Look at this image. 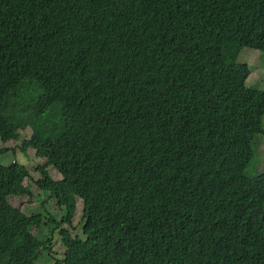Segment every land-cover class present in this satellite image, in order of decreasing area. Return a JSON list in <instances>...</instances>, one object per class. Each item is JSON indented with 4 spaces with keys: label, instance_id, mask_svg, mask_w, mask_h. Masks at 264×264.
<instances>
[{
    "label": "trees",
    "instance_id": "16d2710c",
    "mask_svg": "<svg viewBox=\"0 0 264 264\" xmlns=\"http://www.w3.org/2000/svg\"><path fill=\"white\" fill-rule=\"evenodd\" d=\"M243 49L264 53V0H0V155L30 129L60 212L12 205L32 175L0 165V264L51 252L44 225L55 264H264V172L247 175L264 91Z\"/></svg>",
    "mask_w": 264,
    "mask_h": 264
},
{
    "label": "rangeland",
    "instance_id": "374dc122",
    "mask_svg": "<svg viewBox=\"0 0 264 264\" xmlns=\"http://www.w3.org/2000/svg\"><path fill=\"white\" fill-rule=\"evenodd\" d=\"M239 63L247 65L252 71L251 77L247 79V86L264 91V53L255 51L252 49H243L242 54L239 58ZM264 130V120H263ZM32 137V131L27 129L21 132V139L18 142H11L4 148L12 149L15 154L9 152L5 155H0V165L8 166L14 161L20 165H25L31 175L27 183L31 186L33 194L31 196L24 197H11L10 202L15 207H19L29 216H37L43 213L47 220L52 214H60L59 206L56 201L47 197L46 194L36 185L35 181L40 178V174L37 172L38 167L46 162V159L39 158L34 150L21 152L22 143L25 140H30ZM254 150L255 159L251 164V167L247 170V175L250 177H256L260 173L264 172V136L258 135L255 137ZM51 177L54 180H60L61 176L54 167L48 168ZM43 202V207L41 206ZM84 205L80 198H76V213L73 218V223L76 231H73L74 235L82 236V222L84 216ZM51 225H44L40 228H34L32 233L41 239H51L52 244L50 246L51 252L42 251L40 258L36 264H55L57 259L62 260L67 253L59 231H54Z\"/></svg>",
    "mask_w": 264,
    "mask_h": 264
},
{
    "label": "clouds",
    "instance_id": "9594fccd",
    "mask_svg": "<svg viewBox=\"0 0 264 264\" xmlns=\"http://www.w3.org/2000/svg\"><path fill=\"white\" fill-rule=\"evenodd\" d=\"M58 172V171H57ZM61 176V175H60ZM61 179H62V176H61Z\"/></svg>",
    "mask_w": 264,
    "mask_h": 264
}]
</instances>
